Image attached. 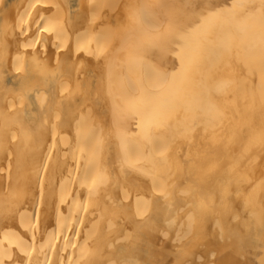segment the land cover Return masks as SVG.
Instances as JSON below:
<instances>
[{"label": "bare ground", "instance_id": "obj_1", "mask_svg": "<svg viewBox=\"0 0 264 264\" xmlns=\"http://www.w3.org/2000/svg\"><path fill=\"white\" fill-rule=\"evenodd\" d=\"M0 264H264V0H0Z\"/></svg>", "mask_w": 264, "mask_h": 264}]
</instances>
